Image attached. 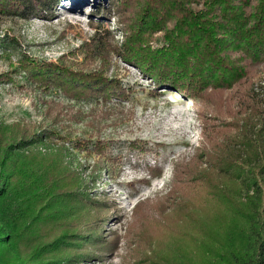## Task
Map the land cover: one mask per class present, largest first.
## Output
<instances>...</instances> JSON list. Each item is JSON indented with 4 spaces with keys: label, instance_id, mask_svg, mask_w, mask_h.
Instances as JSON below:
<instances>
[{
    "label": "trees",
    "instance_id": "trees-1",
    "mask_svg": "<svg viewBox=\"0 0 264 264\" xmlns=\"http://www.w3.org/2000/svg\"><path fill=\"white\" fill-rule=\"evenodd\" d=\"M110 2L114 30L98 25L82 45L81 65L97 66L75 70L22 56L20 67L44 90L107 103L129 92L110 73L115 55L139 68L155 89L192 100L202 141L193 155L174 162L164 194L133 207L130 264H264V96L250 87L264 71V0ZM59 5L60 0H0V14L49 19ZM6 129L8 143L0 149V264H71L74 249L91 243L85 239L90 230L83 229L99 219L100 205L89 196L78 155L62 143L49 156L39 149L43 139L29 133L19 138L18 130ZM91 140L85 146L74 142L76 150L103 156L88 179L111 159L103 140ZM127 148L147 153L137 142ZM107 244L117 247L116 241Z\"/></svg>",
    "mask_w": 264,
    "mask_h": 264
},
{
    "label": "rangeland",
    "instance_id": "rangeland-1",
    "mask_svg": "<svg viewBox=\"0 0 264 264\" xmlns=\"http://www.w3.org/2000/svg\"><path fill=\"white\" fill-rule=\"evenodd\" d=\"M115 21L110 0H60L49 19L25 21L0 14V149L8 143L6 127L18 130L14 133L19 138L29 133L43 139L39 149L49 156L65 143L78 155L89 196L100 204L99 219L89 220L83 229L90 230L85 239L91 243L74 249L71 264H130L127 227L133 207L141 199L164 194L174 162L193 155L202 141L192 100L171 89H155L139 68L115 55L110 73L129 92L107 103L71 100L55 88L44 90L20 67L24 56L34 63L91 69L98 63L81 65L82 45L98 25L114 30ZM122 38L120 32L115 34L117 41ZM261 80L264 71L253 76L250 87ZM90 138L103 140L104 150L109 148L105 156L111 159L102 166L109 175L104 170L88 179L103 156L93 149L76 150L74 142L85 146ZM136 142L147 149L143 156L127 148ZM86 210L91 218V210ZM100 222L104 228H99ZM108 240L116 241L117 247Z\"/></svg>",
    "mask_w": 264,
    "mask_h": 264
},
{
    "label": "built area",
    "instance_id": "built-area-1",
    "mask_svg": "<svg viewBox=\"0 0 264 264\" xmlns=\"http://www.w3.org/2000/svg\"><path fill=\"white\" fill-rule=\"evenodd\" d=\"M253 88L255 89V91H257L260 94H263V90H264V81H260V83H255V85L253 86Z\"/></svg>",
    "mask_w": 264,
    "mask_h": 264
},
{
    "label": "clouds",
    "instance_id": "clouds-1",
    "mask_svg": "<svg viewBox=\"0 0 264 264\" xmlns=\"http://www.w3.org/2000/svg\"><path fill=\"white\" fill-rule=\"evenodd\" d=\"M163 178H165L164 176L162 177V180H163ZM164 181V180H163Z\"/></svg>",
    "mask_w": 264,
    "mask_h": 264
},
{
    "label": "bare ground",
    "instance_id": "bare-ground-1",
    "mask_svg": "<svg viewBox=\"0 0 264 264\" xmlns=\"http://www.w3.org/2000/svg\"><path fill=\"white\" fill-rule=\"evenodd\" d=\"M189 116V115H188Z\"/></svg>",
    "mask_w": 264,
    "mask_h": 264
}]
</instances>
